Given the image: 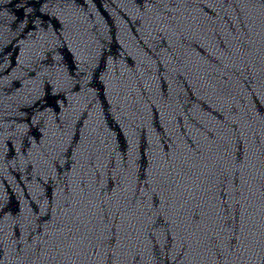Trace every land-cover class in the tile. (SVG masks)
Returning a JSON list of instances; mask_svg holds the SVG:
<instances>
[{
  "label": "water",
  "instance_id": "obj_1",
  "mask_svg": "<svg viewBox=\"0 0 264 264\" xmlns=\"http://www.w3.org/2000/svg\"><path fill=\"white\" fill-rule=\"evenodd\" d=\"M12 264H264V0H75Z\"/></svg>",
  "mask_w": 264,
  "mask_h": 264
}]
</instances>
